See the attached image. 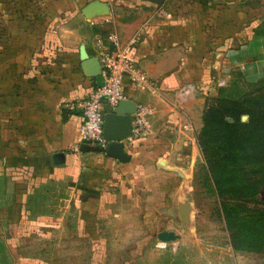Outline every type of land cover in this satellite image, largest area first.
Returning <instances> with one entry per match:
<instances>
[{"label": "crops", "instance_id": "crops-1", "mask_svg": "<svg viewBox=\"0 0 264 264\" xmlns=\"http://www.w3.org/2000/svg\"><path fill=\"white\" fill-rule=\"evenodd\" d=\"M93 2L102 15L88 10ZM263 20L264 0H0L5 201L9 194L21 206L33 187L51 184L68 189L84 215L120 191L141 194L151 212L178 208L200 162L207 99L264 80ZM112 32L123 44L135 40L129 58L146 80L136 86L125 77L126 100L153 110L146 132L124 142L127 163L80 151L81 106L97 87L83 65L98 69Z\"/></svg>", "mask_w": 264, "mask_h": 264}, {"label": "rangeland", "instance_id": "rangeland-1", "mask_svg": "<svg viewBox=\"0 0 264 264\" xmlns=\"http://www.w3.org/2000/svg\"><path fill=\"white\" fill-rule=\"evenodd\" d=\"M258 32L264 35V20ZM260 91L264 80L240 81L217 98L245 101ZM198 137L200 162L184 193L179 192L178 208L151 212L141 194L120 191L117 198L108 196L102 211L84 215L69 203L68 189L51 184L33 187L22 207L0 193V264H264V235L258 246L251 242L257 237L249 234L245 247L231 243L237 229L244 235V228L251 227V219L264 221V215H255L264 212V190L252 200L216 195L203 156L212 157L216 146L203 148ZM128 185L134 187L132 181ZM225 208L240 209L242 223L226 222ZM260 226L262 233L264 222ZM163 234L171 239L161 241Z\"/></svg>", "mask_w": 264, "mask_h": 264}, {"label": "trees", "instance_id": "trees-1", "mask_svg": "<svg viewBox=\"0 0 264 264\" xmlns=\"http://www.w3.org/2000/svg\"><path fill=\"white\" fill-rule=\"evenodd\" d=\"M243 116H247L246 122L241 121ZM198 141L203 148L209 144L216 146L212 157L203 155L206 177L212 182L216 195L241 200L257 198L264 190V91L245 101L207 99ZM241 212L240 209L225 208L224 220L240 225ZM255 213L264 215L263 211ZM263 222L260 218L251 219L248 223L251 227L244 228L245 237L243 229H237L232 235V245L237 249L245 247L247 234L250 238L252 235L257 237L251 242L260 245L264 235L260 224Z\"/></svg>", "mask_w": 264, "mask_h": 264}, {"label": "built area", "instance_id": "built-area-1", "mask_svg": "<svg viewBox=\"0 0 264 264\" xmlns=\"http://www.w3.org/2000/svg\"><path fill=\"white\" fill-rule=\"evenodd\" d=\"M100 55L101 76L103 86L95 87L84 99L81 108L79 138L81 145L105 147L106 140L102 136L104 115L106 110L112 111L119 102L126 100L123 79L128 77L136 86L146 83L144 75L135 67L129 58L135 40L130 39L123 44L115 33L106 36ZM219 87L224 83H219ZM153 110L146 105H137L132 116V135L140 136L146 132Z\"/></svg>", "mask_w": 264, "mask_h": 264}, {"label": "water", "instance_id": "water-1", "mask_svg": "<svg viewBox=\"0 0 264 264\" xmlns=\"http://www.w3.org/2000/svg\"><path fill=\"white\" fill-rule=\"evenodd\" d=\"M88 10L96 15H102L103 10L101 4L93 2L89 5ZM88 77H94L97 87L103 86V77L101 76L100 65L98 69H94L91 62L87 61L83 65ZM136 111V106L130 101L124 100L104 115L102 136L106 140L105 147H91L88 145H80L82 153H104L107 157L117 160L120 163H127L130 157L124 153V142L130 139L132 135L131 117ZM55 164H61L63 155L56 154ZM58 161V162H57ZM161 241L167 242L171 239L170 235L163 234L160 237Z\"/></svg>", "mask_w": 264, "mask_h": 264}]
</instances>
